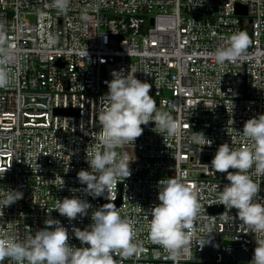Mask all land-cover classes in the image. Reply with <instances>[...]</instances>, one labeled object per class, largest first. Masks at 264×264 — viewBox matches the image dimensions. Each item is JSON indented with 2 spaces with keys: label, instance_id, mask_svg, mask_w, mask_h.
Returning <instances> with one entry per match:
<instances>
[{
  "label": "built area",
  "instance_id": "built-area-1",
  "mask_svg": "<svg viewBox=\"0 0 264 264\" xmlns=\"http://www.w3.org/2000/svg\"><path fill=\"white\" fill-rule=\"evenodd\" d=\"M238 32L249 37L247 47L235 61L218 63L214 53ZM0 49L9 77L0 87V188L24 194L0 207V228L26 239L46 219H58L79 247L72 227H87L95 210L115 203L142 245L129 257L114 252L116 264H174L150 239L148 219L160 203L159 182L182 173L202 210L179 264H249L254 236L233 221L236 209L216 203L211 186L229 182L211 170V160L224 143H250L240 132L264 114V0H68L63 9L55 0H0ZM113 70L148 82L156 112L180 121L183 135L142 125L134 144L115 149L132 161L131 176L118 178L108 201L85 194L77 173L90 171L87 155L100 144L97 115ZM193 132L213 144L200 151ZM74 196L92 208L69 222L55 210L57 200ZM209 233L212 242L203 246Z\"/></svg>",
  "mask_w": 264,
  "mask_h": 264
},
{
  "label": "clouds",
  "instance_id": "clouds-1",
  "mask_svg": "<svg viewBox=\"0 0 264 264\" xmlns=\"http://www.w3.org/2000/svg\"><path fill=\"white\" fill-rule=\"evenodd\" d=\"M67 4L68 0H55L57 8H66ZM49 40L55 43L54 37L50 36ZM248 41L245 32L233 34L229 38V47L217 49L215 59L221 64L235 61ZM2 51L4 49H0ZM7 62L8 57L0 59V64ZM111 75L112 80L105 82L108 92L101 100L97 115L101 126L98 133L100 144L91 156L87 155L90 171L82 169L77 173L79 183L86 185L83 188L85 194L93 199L104 197L108 201L115 199L110 190L118 178L131 176L132 161L126 154L121 156L117 153V147L134 144L143 134L141 126L150 122L169 136L183 135L180 121L166 113L156 112V102L149 94L152 86L148 82L125 74L123 70H113ZM8 83L7 71L0 69V87ZM240 134L250 143L239 148L224 143L211 160V170L226 173L229 183L222 190L220 185H212L210 190L218 193L216 203L230 212L237 210L236 216H232L233 221L238 219L254 236L256 247L249 264H264V198L259 195L264 178V114L247 120ZM191 139L201 146L200 151L213 144L203 132H193ZM101 145L103 151L100 150ZM201 166L211 171L208 164ZM182 175L159 182L160 203L148 212L151 216L148 219L149 237L169 253L174 264H179L188 252L195 222L202 210L198 196L194 195V186L186 183ZM254 177H259L260 182ZM23 197L20 190L0 188V207L9 208ZM91 208L87 200L74 196L57 200L55 211L71 222L78 216H87ZM93 217L92 223L83 229L72 227L74 238L80 242L79 247L69 243V229L58 219H46L45 227L34 234L31 232L26 239L0 228V261L7 258L14 264H116L114 252L119 251L122 256L129 257L142 250L141 243L135 240L133 224L122 218L115 203L104 204L93 212ZM211 242L212 233H209L203 246Z\"/></svg>",
  "mask_w": 264,
  "mask_h": 264
},
{
  "label": "water",
  "instance_id": "water-1",
  "mask_svg": "<svg viewBox=\"0 0 264 264\" xmlns=\"http://www.w3.org/2000/svg\"><path fill=\"white\" fill-rule=\"evenodd\" d=\"M240 12H242V11L240 10ZM105 201H106V200H105ZM107 203H109V202H106V204H107ZM115 261H116V260H115Z\"/></svg>",
  "mask_w": 264,
  "mask_h": 264
}]
</instances>
